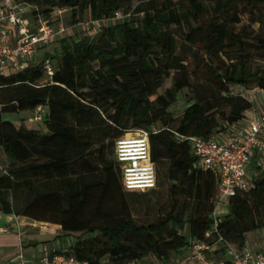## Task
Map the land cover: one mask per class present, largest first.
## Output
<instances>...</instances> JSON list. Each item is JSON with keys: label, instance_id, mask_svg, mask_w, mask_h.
<instances>
[{"label": "trees", "instance_id": "trees-1", "mask_svg": "<svg viewBox=\"0 0 264 264\" xmlns=\"http://www.w3.org/2000/svg\"><path fill=\"white\" fill-rule=\"evenodd\" d=\"M18 1L49 23L60 21L61 8L72 17L88 12L90 22L122 18L64 36L0 78V212L59 225L62 237H72L67 252L87 264L165 263L202 240L232 264L228 245L242 250L248 233L264 229V174L256 172L252 187L216 217L218 178L198 165L184 137L210 138L245 118L253 102L237 87L264 91L251 43L227 20L233 9L236 16L264 8V0H147L132 11L131 0ZM258 42L264 49V38ZM183 90L191 102L175 117L170 108ZM38 107L42 119L31 122ZM17 113L18 126L5 118ZM132 130L149 132L157 185L167 184L168 206L149 222H137L124 197L156 188L126 190L116 159L117 140Z\"/></svg>", "mask_w": 264, "mask_h": 264}, {"label": "built area", "instance_id": "built-area-1", "mask_svg": "<svg viewBox=\"0 0 264 264\" xmlns=\"http://www.w3.org/2000/svg\"><path fill=\"white\" fill-rule=\"evenodd\" d=\"M33 9V5L18 0H0V78L22 71L34 62L41 49L55 44L67 33L68 29L62 22L63 15L68 12L67 8L57 11L60 19L57 23L32 19ZM121 18L122 14L118 12L104 21L90 23L96 33L103 22L111 24ZM44 67L46 75L51 77L53 69L48 61ZM236 89L253 100L252 91ZM42 116L43 108L38 107L30 121H40ZM129 133L116 142V159L121 169L122 185L126 190L154 189L157 185V172L151 159L149 132L132 130ZM184 139L190 144L198 165L218 178L216 206L227 205L231 197L252 187L254 177L264 174V111L256 109L255 103L239 123L217 131L212 137ZM212 229L216 230V222ZM210 234L211 230L206 231L205 237H210ZM213 246L206 240L197 241L188 248L189 252L183 261L188 264H218L210 255ZM227 255L232 264H264V251L251 253L228 245ZM4 264L87 263L78 261L67 252V248H49L47 245L42 247L37 261L31 263L27 261L19 244L16 255Z\"/></svg>", "mask_w": 264, "mask_h": 264}, {"label": "rangeland", "instance_id": "rangeland-1", "mask_svg": "<svg viewBox=\"0 0 264 264\" xmlns=\"http://www.w3.org/2000/svg\"><path fill=\"white\" fill-rule=\"evenodd\" d=\"M141 1H147V0H131V8L132 11ZM169 0H154L155 3L163 4L165 2H168ZM170 1H176V0H170ZM207 3H215L218 0H203ZM234 10V9H233ZM232 10L233 13H231L228 17V23L231 28L235 30V32H238V34L241 35L245 40H248L251 44L248 45V50L252 53L253 57H255V65L253 68H256V66H259L261 70H264V49H261L260 44L258 42L259 38H264V8L261 9H253L252 12H243L240 11L237 13L236 16H233L235 13ZM209 13L204 14L201 17V23L206 22L207 17L209 16ZM43 21H47L43 19V17H40ZM233 20H235L233 22ZM48 22V21H47ZM62 22L67 27V33L65 36L69 37L71 40L74 37L82 36L84 34H87L88 32L93 33V25L90 23L89 19V13L85 12L82 16H74L72 17L70 14H64L62 18ZM89 30V31H88ZM176 34L180 33L182 30H185V26L182 25L180 28L174 27L172 29ZM88 31V32H87ZM42 56V52H39L36 56V60L39 59V57ZM49 81L48 77H44L42 80V83H45ZM170 86V82H168L162 89L158 91V93H162L163 90ZM248 91L253 92V97L256 90V87H251L248 89ZM264 94V93H261ZM256 97V96H255ZM253 98L254 102H259L258 100ZM191 102L190 100V94L188 90H183L177 94L175 103L171 106L170 110L173 112L175 117H178L182 114L184 108ZM23 117V114H12V115H6L5 118L11 120L15 125H19L23 123V120L21 119ZM27 125L31 127H36L41 130V132H45V128L42 124H39L37 126L31 125L30 121L26 122ZM130 134V133H129ZM129 136V135H128ZM156 192H147L148 194L146 196L138 195V192L132 194H125V202L129 207V211L131 215L136 219L137 222H149L153 221L158 213L164 211L163 209L168 206V191H167V184L163 185H157ZM143 193H146L143 191ZM149 205H146V204ZM54 237L46 236L45 238H40L38 241H44L43 243L49 244L54 242ZM216 263H220L222 257L217 255L216 253L212 257ZM106 259H104V262ZM142 264H169V263H162L157 260H155L152 257L145 258L142 261Z\"/></svg>", "mask_w": 264, "mask_h": 264}, {"label": "crops", "instance_id": "crops-1", "mask_svg": "<svg viewBox=\"0 0 264 264\" xmlns=\"http://www.w3.org/2000/svg\"><path fill=\"white\" fill-rule=\"evenodd\" d=\"M92 32L95 33L94 29H92ZM261 93L260 91L255 92L254 97L256 96L255 99L259 102L254 103L256 109L264 111V94ZM227 213V205L220 204L216 206L214 215L219 217ZM61 235L60 226L57 224L34 220L23 215L0 212V264H4L16 255L19 244H21L27 261L31 263L37 261L44 245L49 248L59 247L60 249H66L72 243V237H62ZM46 236L54 237L55 241L49 244L43 243L44 241H38V239ZM242 250L251 253L264 251V229L248 233ZM216 251H218V248L214 246L210 255L213 257L216 253L221 256V252ZM188 252L189 249H184L166 263L188 264L183 261Z\"/></svg>", "mask_w": 264, "mask_h": 264}]
</instances>
